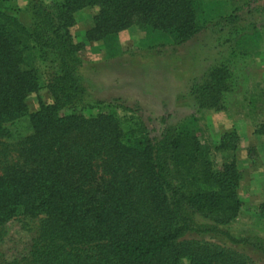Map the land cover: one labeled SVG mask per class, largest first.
<instances>
[{"label": "trees", "instance_id": "1", "mask_svg": "<svg viewBox=\"0 0 264 264\" xmlns=\"http://www.w3.org/2000/svg\"><path fill=\"white\" fill-rule=\"evenodd\" d=\"M208 3L38 1L28 27L0 14V228L16 217L41 219L29 252L12 260L0 254V264H253L192 238L239 243L223 230L241 206L235 158L214 169L189 123L149 138L141 124L114 110L92 118L81 113L88 107L76 76L82 45L69 33L78 10L98 8L87 41L137 25L179 46L209 23ZM223 19L235 22L233 15ZM26 56L54 68L39 74ZM229 79L225 66L209 70L191 88L197 107L222 110ZM41 87L52 103L29 113L26 97ZM23 120L26 131L19 130ZM254 134L264 135V124ZM238 142L234 132L224 133L218 149L236 150Z\"/></svg>", "mask_w": 264, "mask_h": 264}, {"label": "rangeland", "instance_id": "2", "mask_svg": "<svg viewBox=\"0 0 264 264\" xmlns=\"http://www.w3.org/2000/svg\"><path fill=\"white\" fill-rule=\"evenodd\" d=\"M38 1L50 3L3 0L0 14L28 27L32 23L31 5ZM206 10L209 23L179 46L172 45L166 33L137 25L104 40L87 41L86 32L93 27L98 8L78 10L69 33L74 44L82 45L76 76L88 107L81 113L92 118L100 109L114 110L119 118L141 124L149 138H160L168 127L189 123L214 169L235 158L241 206L223 230L239 243L208 235L192 238L236 252L250 263L264 264V135L254 134L264 124V0H209ZM229 15H233V24L219 20ZM25 64L39 74L54 68L27 56ZM219 66L227 67L230 74L229 90L222 96L223 109L200 110L191 88ZM40 102L52 103L43 87L26 97L28 112H36ZM27 125L23 120L19 130L26 131ZM227 132L239 138L236 150L218 149L221 136ZM40 226L41 219L9 220L0 228L3 258L25 256ZM180 264L190 263L183 259Z\"/></svg>", "mask_w": 264, "mask_h": 264}]
</instances>
